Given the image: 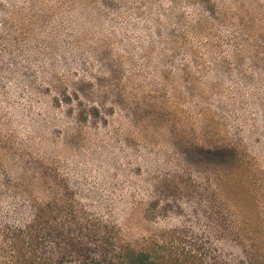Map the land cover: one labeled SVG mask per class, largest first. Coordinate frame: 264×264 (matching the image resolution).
I'll return each mask as SVG.
<instances>
[{"label": "rangeland", "instance_id": "obj_1", "mask_svg": "<svg viewBox=\"0 0 264 264\" xmlns=\"http://www.w3.org/2000/svg\"><path fill=\"white\" fill-rule=\"evenodd\" d=\"M69 202L106 242L264 264V0H0V263L16 228L79 264L33 222Z\"/></svg>", "mask_w": 264, "mask_h": 264}, {"label": "trees", "instance_id": "obj_2", "mask_svg": "<svg viewBox=\"0 0 264 264\" xmlns=\"http://www.w3.org/2000/svg\"><path fill=\"white\" fill-rule=\"evenodd\" d=\"M200 155L222 166L229 173L227 179H231L230 169H226V166L235 165V155L231 148L218 147L207 152L201 151ZM219 203L222 205V202ZM33 210V222L46 225L47 236H52L63 245L61 246L63 254L64 252L75 254V257L80 259L79 264H205L204 259L209 253L202 246H186L176 229L171 234L177 237L153 235L137 244V247L126 243L117 245L112 241L106 242V235L99 229L100 226L71 202L61 205L56 203L52 207H43L37 203ZM225 213L231 216L228 207ZM23 233V230L16 228L9 233L12 253L9 259H5V264H31L32 257L28 252L23 249L22 252L16 250L19 248L18 244L23 243ZM21 248L24 246L21 245ZM92 250L99 254H96L95 259L87 261Z\"/></svg>", "mask_w": 264, "mask_h": 264}]
</instances>
